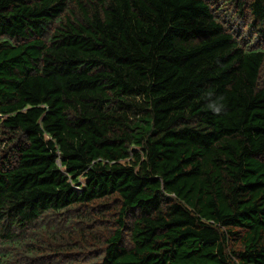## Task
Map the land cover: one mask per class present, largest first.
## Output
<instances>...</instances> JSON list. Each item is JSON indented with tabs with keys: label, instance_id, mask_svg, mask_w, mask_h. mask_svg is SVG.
<instances>
[{
	"label": "trees",
	"instance_id": "obj_1",
	"mask_svg": "<svg viewBox=\"0 0 264 264\" xmlns=\"http://www.w3.org/2000/svg\"><path fill=\"white\" fill-rule=\"evenodd\" d=\"M0 264H264V0H0Z\"/></svg>",
	"mask_w": 264,
	"mask_h": 264
}]
</instances>
